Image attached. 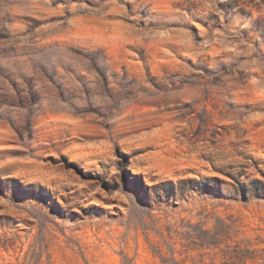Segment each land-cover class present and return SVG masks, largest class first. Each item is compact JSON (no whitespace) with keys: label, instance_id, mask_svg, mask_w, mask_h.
I'll use <instances>...</instances> for the list:
<instances>
[{"label":"rangeland","instance_id":"rangeland-1","mask_svg":"<svg viewBox=\"0 0 264 264\" xmlns=\"http://www.w3.org/2000/svg\"><path fill=\"white\" fill-rule=\"evenodd\" d=\"M264 0H0V264H264Z\"/></svg>","mask_w":264,"mask_h":264},{"label":"trees","instance_id":"trees-1","mask_svg":"<svg viewBox=\"0 0 264 264\" xmlns=\"http://www.w3.org/2000/svg\"><path fill=\"white\" fill-rule=\"evenodd\" d=\"M257 184H259V182L258 183L257 182H253V185H255V187L257 186ZM255 190L258 191V192H255L256 195H259V193H261L259 191L260 189L258 188V186L255 188ZM261 194L264 195V193H261Z\"/></svg>","mask_w":264,"mask_h":264}]
</instances>
